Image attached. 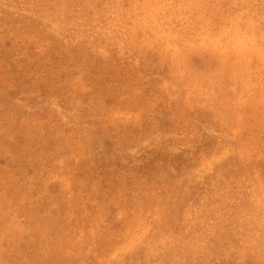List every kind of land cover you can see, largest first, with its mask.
I'll use <instances>...</instances> for the list:
<instances>
[{
  "label": "rangeland",
  "instance_id": "1",
  "mask_svg": "<svg viewBox=\"0 0 264 264\" xmlns=\"http://www.w3.org/2000/svg\"><path fill=\"white\" fill-rule=\"evenodd\" d=\"M0 264H264V0H0Z\"/></svg>",
  "mask_w": 264,
  "mask_h": 264
}]
</instances>
